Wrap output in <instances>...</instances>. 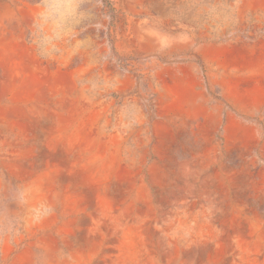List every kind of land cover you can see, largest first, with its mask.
Here are the masks:
<instances>
[{
	"label": "rangeland",
	"instance_id": "1",
	"mask_svg": "<svg viewBox=\"0 0 264 264\" xmlns=\"http://www.w3.org/2000/svg\"><path fill=\"white\" fill-rule=\"evenodd\" d=\"M0 264H264V0H0Z\"/></svg>",
	"mask_w": 264,
	"mask_h": 264
}]
</instances>
